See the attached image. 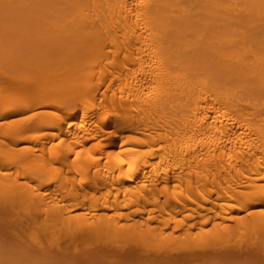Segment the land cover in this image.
I'll use <instances>...</instances> for the list:
<instances>
[{
  "label": "bare ground",
  "instance_id": "bare-ground-1",
  "mask_svg": "<svg viewBox=\"0 0 264 264\" xmlns=\"http://www.w3.org/2000/svg\"><path fill=\"white\" fill-rule=\"evenodd\" d=\"M0 215L25 254L264 252V0H0Z\"/></svg>",
  "mask_w": 264,
  "mask_h": 264
},
{
  "label": "rangeland",
  "instance_id": "rangeland-1",
  "mask_svg": "<svg viewBox=\"0 0 264 264\" xmlns=\"http://www.w3.org/2000/svg\"><path fill=\"white\" fill-rule=\"evenodd\" d=\"M10 220H12V219H10ZM0 221H5V217L3 216V215H0ZM13 221V220H12ZM11 221V223L10 224H12V223H14L13 225H10L11 226V228L10 229H14V230H16V231H18V226H17V222H12ZM7 223H8V221H7ZM6 222H5V225L7 224ZM8 225V224H7ZM9 226V227H10ZM33 229H38V228H40V224H36V225H34L33 227H32ZM13 230V231H14ZM12 231V232H13ZM13 233H19V237H15L16 235H14V237H13V235H12V233H11V235H6V236H4L3 238H1L0 239V253H1V255H3V257H5L4 259H6V260H4L3 259V262L5 263V264H149V263H146L145 261H143V260H139V259H132V258H129V257H127V258H125V257H120L119 255H113L112 254V256H109V257H106V256H100V255H98V254H96V252H97V250L98 249H103V246H102V248H99V246H98V244L100 243V244H102V242H97V241H95V240H88V239H86V240H84L83 242H79L78 244V246H77V248H75V246H73L72 247V250H70L68 253L69 254H64L63 252H62V249L60 250V247L62 248V246H63V237H64V235L62 234V233H59L60 235H61V237H59V240L57 241V240H51V238H49V240H47V241H44L42 244H41V246L39 247V248H37L35 251H33L32 253L31 252H27L26 254H25V252H24V249H22L21 247L22 246H24V244L23 243H25V242H28V241H30V239L28 238V236L27 235H24V234H22V233H20L19 231L18 232H13ZM240 237V236H239ZM17 238V239H16ZM239 239V238H238ZM244 239V238H243ZM247 240V239H246ZM235 241H236V239L235 238H232L231 240H229V243H228V246H230V243H232L231 244V246L235 243ZM245 241V240H244ZM243 241V242H244ZM237 242H238V240H237ZM239 242H241V240L239 241ZM114 243V242H113ZM22 244V245H21ZM110 245V244H109ZM113 245V244H112ZM111 245V246H112ZM127 245V244H126ZM125 244L123 245V246H126ZM129 245V244H128ZM196 245V244H195ZM194 245V246H195ZM21 246V247H20ZM60 246V247H59ZM98 246V247H97ZM129 246H131V245H129ZM129 246H127V247H129ZM197 246V245H196ZM260 246H261V250H264V245H259L258 246V249L260 248ZM115 247V246H114ZM117 247H120V246H117ZM117 247H115V249L117 248ZM199 247H200V245H199ZM263 247V248H262ZM122 248L123 247H121V250H120V248H119V250L120 251H122ZM126 248V247H125ZM144 247L142 246V249H143ZM147 248H149V247H145L144 249H147ZM111 249H114V248H111ZM114 249V250H115ZM127 250L126 251H128V248H126ZM129 249H130V247H129ZM150 249H152L150 252H154V251H156L155 249H154V251H153V248H150ZM149 249V250H150ZM177 249V248H176ZM201 249V248H200ZM204 249H205V247H204ZM105 252H111V253H113V251L112 250H110L109 248H104L103 249ZM102 250V251H103ZM117 250V249H116ZM125 250V249H124ZM137 250V249H136ZM144 251V250H141V249H138L137 250V252L138 251ZM171 250V249H170ZM169 249H168V251H170ZM174 250V249H173ZM172 250V251H173ZM194 250H195V247H194ZM118 251V250H117ZM148 251V250H147ZM147 251H144L145 253H146V255H140V253L141 252H139V254L137 255L136 253L137 252H135V254H136V256H138V258L140 257V258H146L147 257ZM158 251V250H157ZM167 251V253H165L164 252V250H163V253H165L166 255L167 254H169V252ZM172 251H170V253H172ZM184 251V250H183ZM200 252L199 251V248H196V250L195 251H193V252ZM202 251L203 252H205L204 250H203V247H202ZM200 252V253H203V252ZM149 252V254L151 255V253ZM121 253V252H120ZM162 253V254H163ZM174 255H176L177 256V254H178V256L180 255L181 256V258L180 259H178V260H180V262H183V261H188V264H203L204 262H205V264H264V259H261L262 258V256H263V254L262 253H264V252H262V251H257V252H253L252 254L251 253H247V254H243V256H245V257H242V255H235V256H237L236 257V259H235V256H234V258H232V256H228V259H226L227 258V255L224 253V254H222L221 253V255H224V257L226 256V258H224L223 256V258H221V256L219 255V257H216V255H214V254H211V255H213L217 260H213L212 258H214V257H212V256H210V259L208 258H202V259H205V260H201L200 259V257L199 258H193V257H190V260L188 259V257L189 256H187V255H183V254H181V253H185V252H182V250H179V249H177L176 251L174 250ZM176 253V254H175ZM107 254V253H106ZM149 254H148V256H149ZM153 254H155V253H153ZM152 254V255H153ZM159 253H157V255H158ZM161 254V252H160V256L162 255ZM258 254H260V257L261 258H259L258 257ZM103 255H105V254H103ZM109 255H111L110 253H109ZM156 255V254H155ZM196 255V253L194 254V256ZM198 255V254H197ZM217 255V256H218ZM262 255V256H261ZM108 256V255H107ZM163 256V255H162ZM167 256H169V255H167ZM175 256V257H176ZM177 256V257H178ZM239 256H240V258H239ZM258 258H256V257ZM182 257H184V259H186V260H184V259H182ZM212 257V258H211ZM229 257H231L232 259H230ZM242 257V258H241ZM253 257H255L254 258V260H253ZM0 258H1V256H0ZM164 258V257H163ZM168 258V257H167ZM171 258V259H170ZM20 260L19 262L18 261H12V260ZM169 264L171 263H173V264H175V263H179V261L178 260H176L175 258H174V256H173V259H175L173 262H171V260H173L172 259V255H170V257H169ZM182 259V260H181ZM256 259V260H255ZM1 260H2V258H1ZM199 260V261H198ZM168 260H166V262H167ZM176 261H178V262H176ZM191 261V262H190ZM196 261H197V263H196ZM200 261H202L201 263H198V262H200ZM212 261V262H211ZM18 262V263H17ZM163 261H161L160 263H162ZM166 262H164V263H162V264H166ZM195 262V263H194ZM159 263V264H160ZM157 264V263H156ZM180 264H182V263H180ZM184 264V263H183ZM185 264H187V262L185 263Z\"/></svg>",
  "mask_w": 264,
  "mask_h": 264
}]
</instances>
